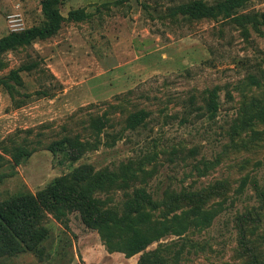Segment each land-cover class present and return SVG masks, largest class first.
Returning <instances> with one entry per match:
<instances>
[{
    "label": "rangeland",
    "instance_id": "1",
    "mask_svg": "<svg viewBox=\"0 0 264 264\" xmlns=\"http://www.w3.org/2000/svg\"><path fill=\"white\" fill-rule=\"evenodd\" d=\"M45 1L83 17L0 52V264H264L262 19L172 12L193 0H0V38L42 25ZM203 203L218 212L196 226ZM247 209L259 227L244 235Z\"/></svg>",
    "mask_w": 264,
    "mask_h": 264
},
{
    "label": "trees",
    "instance_id": "2",
    "mask_svg": "<svg viewBox=\"0 0 264 264\" xmlns=\"http://www.w3.org/2000/svg\"><path fill=\"white\" fill-rule=\"evenodd\" d=\"M248 0H218L213 3H206L202 0H193L187 3H182L177 7L172 9L173 13H180L182 15L187 16L188 18L198 19L200 17H217L222 16L224 18H231L238 24L243 23H260V20L264 22V13L258 15L257 13H249V12H241L240 10L244 9ZM43 14L45 17V22L39 26H32L20 32H10L5 36L0 38V52L9 48H16L18 46L29 44L31 41L36 39H41L47 37L50 34H53L60 26L61 22L65 19H81L83 15L79 14L77 10L69 11L67 17H64L58 10V8L53 4L51 5L48 1H45L43 4ZM28 68V67H22ZM11 75L14 78H18L17 70L11 72ZM250 81L253 83H258V80L254 77L253 74L249 75ZM218 95L216 88H212L208 90L207 96L205 97L203 105L198 108L200 110V114L204 115L207 119H212L218 110L219 102L217 100ZM148 116V112L144 109H138L134 112H131L126 118V125L129 129H136L138 126H145L146 118ZM70 140H66L68 144ZM103 174H98L96 177L92 178L91 184L96 182V184L103 182L102 180ZM106 179H115L116 176L113 173L109 175H105ZM128 178V177H127ZM59 185L58 180H56L53 186ZM59 187V186H58ZM224 194L221 193L220 196ZM18 198V197H17ZM22 203H25V200L28 199V204H25L27 208L31 207L29 203L34 204L35 200L28 195L20 196L18 198ZM12 200H16V197ZM11 200V201H12ZM205 206H200L197 212L194 214L193 223L196 226H206L209 225L215 215L218 212V209L221 206V201H218L215 205H207V203H203ZM36 205H33L35 207ZM193 212V211H192ZM256 210L247 209L243 214L237 216V223L239 226V230L242 234H246L247 232L252 233L257 231L259 227V219H255ZM110 222L119 226H123L126 224L121 222V220L115 216L113 213L111 214ZM178 218V226L183 229L184 228V212L181 211ZM129 222V221H128ZM127 222V223H128ZM2 219L0 217V227H1ZM1 236L8 237V233L5 230H2Z\"/></svg>",
    "mask_w": 264,
    "mask_h": 264
},
{
    "label": "built area",
    "instance_id": "3",
    "mask_svg": "<svg viewBox=\"0 0 264 264\" xmlns=\"http://www.w3.org/2000/svg\"><path fill=\"white\" fill-rule=\"evenodd\" d=\"M12 17H14V20L17 21L16 15H13Z\"/></svg>",
    "mask_w": 264,
    "mask_h": 264
}]
</instances>
